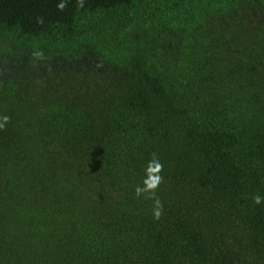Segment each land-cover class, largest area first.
I'll list each match as a JSON object with an SVG mask.
<instances>
[{
	"label": "trees",
	"instance_id": "obj_1",
	"mask_svg": "<svg viewBox=\"0 0 264 264\" xmlns=\"http://www.w3.org/2000/svg\"><path fill=\"white\" fill-rule=\"evenodd\" d=\"M0 124V264H264V0H0Z\"/></svg>",
	"mask_w": 264,
	"mask_h": 264
},
{
	"label": "clouds",
	"instance_id": "obj_2",
	"mask_svg": "<svg viewBox=\"0 0 264 264\" xmlns=\"http://www.w3.org/2000/svg\"><path fill=\"white\" fill-rule=\"evenodd\" d=\"M59 7H63V4L59 5ZM5 121L7 120V117L3 118ZM0 127H2V124H0ZM160 170V165L157 163L154 159L149 162L148 167L146 168V174L147 179L144 180V187L143 188H137L136 193L139 195L141 192H146L149 190H154L159 182V176L155 175V173H158ZM260 197H255V203H260ZM158 203V202H157ZM159 210L157 209L154 211V216L159 217Z\"/></svg>",
	"mask_w": 264,
	"mask_h": 264
}]
</instances>
